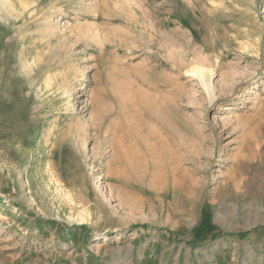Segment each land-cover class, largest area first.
<instances>
[{"label": "rangeland", "instance_id": "obj_1", "mask_svg": "<svg viewBox=\"0 0 264 264\" xmlns=\"http://www.w3.org/2000/svg\"><path fill=\"white\" fill-rule=\"evenodd\" d=\"M0 264H264V0H0Z\"/></svg>", "mask_w": 264, "mask_h": 264}, {"label": "bare ground", "instance_id": "obj_2", "mask_svg": "<svg viewBox=\"0 0 264 264\" xmlns=\"http://www.w3.org/2000/svg\"><path fill=\"white\" fill-rule=\"evenodd\" d=\"M205 85H206V84H205ZM203 86H204V85H203ZM206 87H207V86H205V88H206ZM207 88H208V87H207ZM207 88H206V90H207ZM208 91H209V89H208ZM211 97H212V96H211ZM212 98H213V97H212ZM141 140H142V139H141ZM144 145H145V144H144ZM145 148H147V147H145ZM119 149H120V148H119ZM247 149L251 151L253 148H250V147H249V148H247ZM129 150H130V149H129ZM131 150H132V149H131ZM147 150H148V148H147ZM150 150H151V149H150ZM150 150H149V151H150ZM144 152H145V154H146L148 151H147V152L144 151ZM150 152H151V151H150ZM118 153H119V152H118ZM124 153H125V152H124ZM148 153H149V152H148ZM153 153H154V152H153ZM125 154H126V153H125ZM151 154H152V153H151ZM249 154H250V153H249ZM127 155H128V154H127ZM130 155H131V154H130ZM141 155H142V154H141ZM152 155H153V154H152ZM117 156H118V155H117ZM124 157H126V156H124ZM139 157H140V156H139ZM141 157H142V156H141ZM143 157H144V156H143ZM148 157H149V155H148ZM121 158H123V157H121ZM121 158H120V159H121ZM131 158H132V157H131ZM117 159H118V158H117ZM117 159H116V160H117ZM140 159H141V158H140ZM124 160H125V159H124ZM141 160H142V159H141ZM127 161H128V160H127ZM142 161H143V160H142ZM120 162H121V161H120ZM120 162H119V163H120ZM131 162H132V160H131ZM127 163H128V162H127ZM127 167H128V166H127ZM166 168H167V167H166ZM132 169H133V168H132ZM127 170H128V169H127ZM141 170H142V169H141ZM131 171H132V170H131ZM142 172H143V170H142ZM167 173L169 174V173H170V170H169V172H167ZM124 174H125V173H124ZM156 175H157V174H156ZM161 175H162V173H161ZM169 175H171V174H169ZM128 176H129V175H128ZM167 176H168V175H167ZM122 177H123V176H122ZM125 177H126V176H125ZM133 177H134V176H133ZM157 177H158L157 179L160 180L161 177H160V176H157ZM159 177H160V178H159ZM126 178H127V177H126ZM126 178H125V179H126ZM157 179H156V180H157ZM159 180H158V181H159ZM175 184H176V183H175ZM237 184H238V183H237ZM175 186H176V185H175ZM233 192H234V191H233Z\"/></svg>", "mask_w": 264, "mask_h": 264}]
</instances>
